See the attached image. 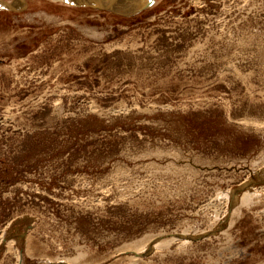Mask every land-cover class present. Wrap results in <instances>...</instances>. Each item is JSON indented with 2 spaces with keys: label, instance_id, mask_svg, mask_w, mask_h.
<instances>
[{
  "label": "rangeland",
  "instance_id": "374dc122",
  "mask_svg": "<svg viewBox=\"0 0 264 264\" xmlns=\"http://www.w3.org/2000/svg\"><path fill=\"white\" fill-rule=\"evenodd\" d=\"M14 4L0 264H264V0Z\"/></svg>",
  "mask_w": 264,
  "mask_h": 264
},
{
  "label": "bare ground",
  "instance_id": "6f19581e",
  "mask_svg": "<svg viewBox=\"0 0 264 264\" xmlns=\"http://www.w3.org/2000/svg\"><path fill=\"white\" fill-rule=\"evenodd\" d=\"M63 1V0H62ZM64 1H74V0H64ZM78 1V0H77ZM101 1V0H100ZM103 1V0H102ZM110 1H112V0H110ZM17 2H23L24 3V7L25 6H27L26 4V1L24 0H15L14 1V3H17ZM91 2L93 3V4H95L94 3V1H92L91 0ZM107 2V1H106ZM114 2V1H113ZM141 2H143L142 4H144V5H146V4H148V3H151L152 2V0H141ZM12 4V3H7V2H5V1H3V0H0V6L2 7V6H4V7H6L7 5H12V6H16L15 4ZM69 3V2H68ZM128 3V2H127ZM113 4V7H115V8H117V6H116V4H117V1H115V4L114 3H111V5ZM84 6H87V5H84ZM16 7H18V6H16ZM127 7L129 8V7H131V4L128 6L127 5ZM120 9H122V8H120ZM125 9H127L126 7H125ZM46 16V15H45ZM47 17H50V16H48L47 15ZM252 194H250V193H248V192H246L244 195H243V197H242V199H241V204H250L251 203V201H252ZM1 237H2V239H3V237H4V232H2V235H1ZM152 239H154V238H152ZM155 239H156V237H155ZM150 240V239H149ZM149 240H147L148 241V243H149ZM146 241V242H147ZM152 241V240H151ZM150 241V242H151ZM163 241V240H162ZM165 241V240H164ZM154 243V242H153ZM157 242H155V244H156ZM158 243H160L159 241H158ZM145 244H147V243H145ZM144 243H143V241L142 240H138V241H135L134 243H133V245L134 246H136V247H139V249H140V252L141 251H143L142 249L146 246ZM150 245V244H149ZM153 245V244H152ZM158 246H160V245H158ZM148 247V246H147ZM152 247H157L156 245L155 246H152ZM152 247L150 248V249H152ZM138 249V250H139ZM145 249V248H144ZM146 250H148V248L146 249ZM145 250V251H146ZM144 252V251H143ZM141 254V253H140ZM48 261V260H47ZM46 261V263H54V262H51V260L49 259V261L47 262ZM53 261V260H52ZM19 264H21V263H19Z\"/></svg>",
  "mask_w": 264,
  "mask_h": 264
},
{
  "label": "water",
  "instance_id": "95a60500",
  "mask_svg": "<svg viewBox=\"0 0 264 264\" xmlns=\"http://www.w3.org/2000/svg\"><path fill=\"white\" fill-rule=\"evenodd\" d=\"M68 2L70 4H73V5H88V6H94V7H99V8H108V9H112V10H116V11H120V12H125V11L131 12L133 10H136V9L140 8L142 6V3H143V2H141V0H137L128 9H120V8H115V7H112V6L110 7V6H101V5L93 4L91 2V0H85L84 2H82L80 0H78V1L74 0V1H68ZM7 7L10 8V9H18V8H20V7H16V6H12V5H7ZM22 8H24V7H22Z\"/></svg>",
  "mask_w": 264,
  "mask_h": 264
},
{
  "label": "crops",
  "instance_id": "0c3cea01",
  "mask_svg": "<svg viewBox=\"0 0 264 264\" xmlns=\"http://www.w3.org/2000/svg\"><path fill=\"white\" fill-rule=\"evenodd\" d=\"M8 1H10V0H8ZM15 1V0H14ZM27 2H28V0H26ZM30 2H31V0H29ZM64 1V0H63ZM80 1H82V2H84L85 0H80ZM92 1H94V3L95 4H97V5H101V6H112L113 7V4L111 5V3H114L115 4V1H117V4H116V6H117V8H122V9H125V6H126V8L128 9V7H127V2H128V0H112V1H110V0H92ZM107 1V2H106ZM114 1V2H113ZM121 1H123V2H121ZM130 1V0H129ZM153 1V0H152ZM30 2L28 3L29 5H30ZM67 2V1H66ZM10 3V2H9ZM68 3V2H67ZM13 4V3H12ZM28 4H27V7H28ZM68 4H70V3H68ZM71 5H73V4H71ZM81 6H84V5H81ZM88 6V5H87ZM12 10H14V9H12Z\"/></svg>",
  "mask_w": 264,
  "mask_h": 264
}]
</instances>
